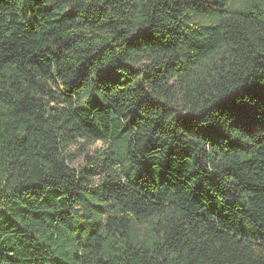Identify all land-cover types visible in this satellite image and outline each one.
Listing matches in <instances>:
<instances>
[{
    "label": "trees",
    "instance_id": "16d2710c",
    "mask_svg": "<svg viewBox=\"0 0 264 264\" xmlns=\"http://www.w3.org/2000/svg\"><path fill=\"white\" fill-rule=\"evenodd\" d=\"M0 264H264V0H0Z\"/></svg>",
    "mask_w": 264,
    "mask_h": 264
},
{
    "label": "rangeland",
    "instance_id": "374dc122",
    "mask_svg": "<svg viewBox=\"0 0 264 264\" xmlns=\"http://www.w3.org/2000/svg\"><path fill=\"white\" fill-rule=\"evenodd\" d=\"M82 145L80 146H73L72 147V161L71 164L73 167L75 168H79L81 166H83L85 164V162L87 161V154L89 155H94L96 153L97 150H102L104 148V144L101 141H96V142H84L81 141ZM215 207H219L218 206H214ZM246 224V221H241L240 222V227H244ZM143 226H146L143 225ZM143 226H140V228H142ZM147 228V227H146ZM140 230V229H139ZM144 230H142V233L144 234ZM141 234H137L136 236V232L133 233V238L136 241H141V242H146V244H150L153 242V240L155 239V237L151 234H149V236L147 237H143L144 235Z\"/></svg>",
    "mask_w": 264,
    "mask_h": 264
}]
</instances>
